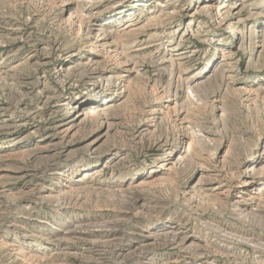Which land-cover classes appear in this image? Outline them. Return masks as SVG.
Segmentation results:
<instances>
[{"label": "rangeland", "instance_id": "374dc122", "mask_svg": "<svg viewBox=\"0 0 264 264\" xmlns=\"http://www.w3.org/2000/svg\"><path fill=\"white\" fill-rule=\"evenodd\" d=\"M0 109V264H264V0H0Z\"/></svg>", "mask_w": 264, "mask_h": 264}, {"label": "bare ground", "instance_id": "6f19581e", "mask_svg": "<svg viewBox=\"0 0 264 264\" xmlns=\"http://www.w3.org/2000/svg\"><path fill=\"white\" fill-rule=\"evenodd\" d=\"M89 2V1H88ZM90 107H92V106H90ZM45 108V107H44ZM90 109H92V108H89L88 110H86V112L85 113H90ZM94 110V109H93ZM0 111H1V109H0ZM84 112H82V113H77V119L79 118V117H82V116H85L86 114H85ZM87 113V114H88ZM85 114V115H84ZM93 115V114H92ZM90 116V115H89ZM84 118V117H83ZM82 119V118H81ZM72 127V126H71ZM52 137V135H50V136H48V138H51ZM54 147H55V145H54ZM50 148V147H49ZM61 148V147H60ZM33 151V153L35 154V155H41L42 153H44V152H46V151H43L41 148H37V149H34V150H32ZM54 151V150H53ZM186 151L188 152L187 154H186V156L185 157H187V156H189V154L191 153V150H190V144H188V147L186 148ZM54 157V156H53ZM182 158V157H181ZM89 167H92V166H94V163H92V164H89L88 165Z\"/></svg>", "mask_w": 264, "mask_h": 264}]
</instances>
